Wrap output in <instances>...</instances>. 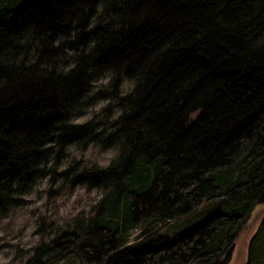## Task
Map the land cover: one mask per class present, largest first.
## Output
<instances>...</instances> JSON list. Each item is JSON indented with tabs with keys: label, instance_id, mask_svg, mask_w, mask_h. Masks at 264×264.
I'll use <instances>...</instances> for the list:
<instances>
[{
	"label": "trees",
	"instance_id": "trees-1",
	"mask_svg": "<svg viewBox=\"0 0 264 264\" xmlns=\"http://www.w3.org/2000/svg\"><path fill=\"white\" fill-rule=\"evenodd\" d=\"M43 178L97 197L22 264H227L264 201V0H0V210Z\"/></svg>",
	"mask_w": 264,
	"mask_h": 264
},
{
	"label": "rangeland",
	"instance_id": "rangeland-1",
	"mask_svg": "<svg viewBox=\"0 0 264 264\" xmlns=\"http://www.w3.org/2000/svg\"><path fill=\"white\" fill-rule=\"evenodd\" d=\"M87 111L79 118L89 115ZM74 155L79 149L70 145ZM109 150L99 151L92 145L84 150V154L94 153L100 160H106ZM46 178L22 194V200L11 205L7 210H0V264H22L28 256L29 246L39 238L36 232L37 215L44 209L58 208L60 213L75 212L80 207L88 205L97 197L93 189L85 190L81 185H69L68 182H57L51 191L47 187ZM264 216V201L256 204L242 229L235 238L227 264H242L247 254L249 239L259 229L258 247L264 245V225L260 221ZM136 231V230H134ZM61 264H85L76 253H70ZM101 264V263H92Z\"/></svg>",
	"mask_w": 264,
	"mask_h": 264
},
{
	"label": "clouds",
	"instance_id": "clouds-1",
	"mask_svg": "<svg viewBox=\"0 0 264 264\" xmlns=\"http://www.w3.org/2000/svg\"><path fill=\"white\" fill-rule=\"evenodd\" d=\"M77 122H80V121H77ZM115 155H116V153H114V152H109V154H108L109 159L103 161V162H102V166L107 167V166L110 164L111 159H112Z\"/></svg>",
	"mask_w": 264,
	"mask_h": 264
}]
</instances>
